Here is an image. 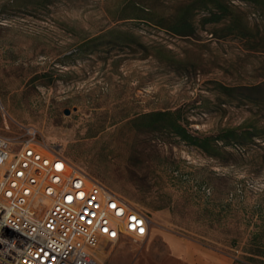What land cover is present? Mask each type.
Wrapping results in <instances>:
<instances>
[{
	"label": "rangeland",
	"instance_id": "374dc122",
	"mask_svg": "<svg viewBox=\"0 0 264 264\" xmlns=\"http://www.w3.org/2000/svg\"><path fill=\"white\" fill-rule=\"evenodd\" d=\"M130 1L0 0V134L59 149L147 211L151 232L246 255L264 189V8L229 0L256 33L249 39L203 25L204 12L195 33L180 36L135 18ZM149 1L170 13L188 0ZM155 110H179L201 136L258 135L219 140L211 156L144 126L139 115ZM146 241L105 244L102 264H151Z\"/></svg>",
	"mask_w": 264,
	"mask_h": 264
},
{
	"label": "built area",
	"instance_id": "2783aa9c",
	"mask_svg": "<svg viewBox=\"0 0 264 264\" xmlns=\"http://www.w3.org/2000/svg\"><path fill=\"white\" fill-rule=\"evenodd\" d=\"M150 215L55 147L0 134V264H102L146 239Z\"/></svg>",
	"mask_w": 264,
	"mask_h": 264
},
{
	"label": "trees",
	"instance_id": "16d2710c",
	"mask_svg": "<svg viewBox=\"0 0 264 264\" xmlns=\"http://www.w3.org/2000/svg\"><path fill=\"white\" fill-rule=\"evenodd\" d=\"M247 1L254 2L264 8V0ZM50 2L51 0H46V3ZM130 2V4L134 5V10L136 11L135 18L140 17L139 15L146 16L145 18H148L154 24L166 28L175 35H193L196 29L194 18L198 12H204L205 14L201 17L203 25L207 23H224L222 30L225 31V34H232L246 39L256 36L242 11L233 6L229 0H188L183 2L175 12L170 13H156L154 11L155 5L149 4L151 2L149 0H131ZM139 118L146 120L143 123L144 126L152 129H169L188 144L202 149L211 156L219 154V140H224L227 144L231 141L247 144L254 139V136L258 135L250 128L238 127L229 129L217 136L194 134L184 123L179 110L149 111L139 115ZM245 193L246 188L242 187L237 195L242 196ZM257 194L259 203L254 206L253 214H258L260 223L257 224L256 229L251 233L250 244H254V246L251 245L250 247L249 244V248L246 250L248 254L241 257L231 254L234 258V264H264V189L257 191Z\"/></svg>",
	"mask_w": 264,
	"mask_h": 264
},
{
	"label": "crops",
	"instance_id": "0c3cea01",
	"mask_svg": "<svg viewBox=\"0 0 264 264\" xmlns=\"http://www.w3.org/2000/svg\"><path fill=\"white\" fill-rule=\"evenodd\" d=\"M146 240L151 264H234L228 252L177 232L149 231Z\"/></svg>",
	"mask_w": 264,
	"mask_h": 264
},
{
	"label": "water",
	"instance_id": "95a60500",
	"mask_svg": "<svg viewBox=\"0 0 264 264\" xmlns=\"http://www.w3.org/2000/svg\"><path fill=\"white\" fill-rule=\"evenodd\" d=\"M69 113H70V109H66L65 114H69Z\"/></svg>",
	"mask_w": 264,
	"mask_h": 264
}]
</instances>
